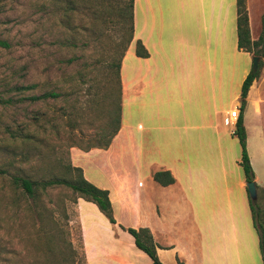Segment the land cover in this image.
<instances>
[{
  "label": "crops",
  "instance_id": "obj_1",
  "mask_svg": "<svg viewBox=\"0 0 264 264\" xmlns=\"http://www.w3.org/2000/svg\"><path fill=\"white\" fill-rule=\"evenodd\" d=\"M132 11V40L118 70L119 127L105 148H69L70 164L107 191L115 221L110 223L89 201L72 202L68 224H76L83 263L149 264L123 229L129 227L150 232L162 264H232L233 259L240 264L230 190L224 184L225 200H213L204 187L228 174L223 141L233 125H226L224 117L238 109L240 86L251 68L252 55L236 46L235 0H133ZM136 39L147 56L134 54ZM263 104L264 71L250 83L241 113L259 188H264ZM133 105L141 110V124L132 122ZM250 136L261 176L253 168ZM202 157L211 160V173L195 162ZM156 171H168L173 181L159 184L153 179ZM239 236L241 244L240 230Z\"/></svg>",
  "mask_w": 264,
  "mask_h": 264
},
{
  "label": "rangeland",
  "instance_id": "obj_2",
  "mask_svg": "<svg viewBox=\"0 0 264 264\" xmlns=\"http://www.w3.org/2000/svg\"><path fill=\"white\" fill-rule=\"evenodd\" d=\"M246 6L256 38L264 33V0H249ZM80 8L67 11V0H0V264H84L76 224H68L71 192L64 186L46 188L32 201L10 182L12 174L37 181L63 175V166L70 162L69 148L100 142L97 133L105 127L106 111L118 108L119 86L112 66L121 48L116 27L95 22L97 29L91 35ZM105 17L112 19L111 14ZM261 60L258 76L264 71V56ZM48 91L60 96L30 99ZM131 110L133 124H141V110L136 111L134 105ZM224 135L228 174L214 186L204 187L213 200H225L223 187L227 184L240 264H263L258 234H262L264 245L260 210L264 195L256 189L254 225L244 175L236 159L239 146L234 136ZM250 143L253 168L261 176L253 136ZM139 155L144 157L145 152ZM195 162L207 173L209 158ZM232 264H237L236 259Z\"/></svg>",
  "mask_w": 264,
  "mask_h": 264
},
{
  "label": "trees",
  "instance_id": "obj_3",
  "mask_svg": "<svg viewBox=\"0 0 264 264\" xmlns=\"http://www.w3.org/2000/svg\"><path fill=\"white\" fill-rule=\"evenodd\" d=\"M78 7H81L80 9L82 10L85 15V18L87 19V26L89 29L88 32H91V35L97 29L94 27L95 22L103 24V26H108L107 24L111 26L112 24L113 27H116V33L119 35V41L117 44L121 46V48H119L116 60L114 61L112 66L115 68L117 74L119 86L118 98L120 100V84L118 70L121 58L132 40L133 0H117L115 3H112L111 0H67V11L73 12L77 10ZM110 14L112 15V19L109 18L108 21L105 19V16H110ZM261 23H263L264 29V19L261 21ZM235 35L237 49L244 52H248L252 56L256 55L259 57L256 69L253 70L252 68H250V71L242 80L239 93L238 115L234 122V129L232 131V135L236 137L240 148V157L238 164L242 169L245 182H247L253 181V172L246 152L245 132L242 125L241 113L245 104V96L247 89L252 80L258 77L259 68L262 64L261 58L264 56V33L262 32L253 40L250 38L245 0H235ZM133 52L138 57L147 56L146 49L143 47L142 43L138 39L133 41ZM20 88L25 89V87ZM59 96L60 93L57 91H48L42 93L40 96H31L30 99L34 100L44 97L56 98ZM106 113L108 114V119L105 122V127L100 128L97 133L102 140L100 142L97 141V143L93 145H89L80 149L87 150L91 147L105 148L109 144L111 137L116 133L119 127L120 102H118L117 110L111 109L110 111H106ZM63 169V175H54L51 178L42 179L38 181L29 179L28 177H22L20 175L12 174L10 176V182L13 187L20 189L21 192L27 197H29L32 201L37 198L38 191H43L46 188L56 186H64L73 195L72 202H74L76 198H81L85 201H89L96 206L98 211L110 223H114L115 221L112 216V210L107 196V191L105 189L98 188L89 181H87L83 177L81 169L78 166L71 165L70 162L64 165ZM153 179L161 185H166L173 181L168 171L154 172ZM255 187L256 189L259 188L256 184ZM259 189L264 195V188ZM248 203L251 212V218L254 224V217L252 213L253 204L251 200L249 201V198ZM260 210L261 220L262 222H264V208ZM123 229L126 230L132 236L134 245L149 257V264H162L156 257L155 244L152 241L150 232L146 228L133 229L127 227ZM258 240L259 251L261 254L262 262L264 264V245L262 242V234H258ZM178 264L181 263L178 262Z\"/></svg>",
  "mask_w": 264,
  "mask_h": 264
},
{
  "label": "water",
  "instance_id": "obj_4",
  "mask_svg": "<svg viewBox=\"0 0 264 264\" xmlns=\"http://www.w3.org/2000/svg\"><path fill=\"white\" fill-rule=\"evenodd\" d=\"M258 59H259V57L256 56V55H253L251 57V68L253 70L256 69ZM245 188H246V192H247V195H248L249 199L251 201L252 200H255L256 199V196H257V191H256V187H255L254 181H247V182H245Z\"/></svg>",
  "mask_w": 264,
  "mask_h": 264
},
{
  "label": "built area",
  "instance_id": "obj_5",
  "mask_svg": "<svg viewBox=\"0 0 264 264\" xmlns=\"http://www.w3.org/2000/svg\"><path fill=\"white\" fill-rule=\"evenodd\" d=\"M237 115H238V110L237 108H232L230 109L226 114H225V117H224V123L226 125H229V126H232L234 125V122L237 118Z\"/></svg>",
  "mask_w": 264,
  "mask_h": 264
}]
</instances>
